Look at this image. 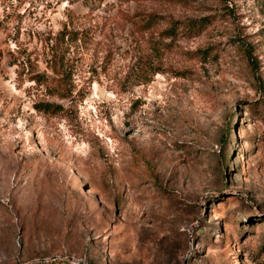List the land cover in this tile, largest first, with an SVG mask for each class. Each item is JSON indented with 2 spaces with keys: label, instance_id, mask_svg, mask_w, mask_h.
I'll return each instance as SVG.
<instances>
[{
  "label": "rangeland",
  "instance_id": "rangeland-1",
  "mask_svg": "<svg viewBox=\"0 0 264 264\" xmlns=\"http://www.w3.org/2000/svg\"><path fill=\"white\" fill-rule=\"evenodd\" d=\"M0 264H264V0H0Z\"/></svg>",
  "mask_w": 264,
  "mask_h": 264
},
{
  "label": "trees",
  "instance_id": "trees-1",
  "mask_svg": "<svg viewBox=\"0 0 264 264\" xmlns=\"http://www.w3.org/2000/svg\"><path fill=\"white\" fill-rule=\"evenodd\" d=\"M155 18L152 16L148 19L145 20V29H151V28H154L156 25H157V21L154 20ZM209 20L208 19H199V20H193V21H189L187 22V24H182L181 26H179V23L177 21H170L169 22V28L165 30V37L166 38H175L176 34L178 33V31H181L187 35H192V34H195V33H199L202 29H204L207 25H209ZM181 27V28H180ZM65 33H68L67 37H70L71 40H76L77 37L76 35L77 34H74L73 32H65ZM63 35V38H64V33L62 34ZM66 35V34H65ZM74 35V36H73ZM244 53L248 56V58H250V61L247 60L252 66H254V63L252 61V57L250 55V50H249V47L248 45H244ZM51 63V69L53 70V72H55L56 74L57 73H60L57 69H59V67L57 66V64H52ZM63 74H65V76L67 77V74L65 72H62ZM62 98H66L68 97L67 94H62L61 96Z\"/></svg>",
  "mask_w": 264,
  "mask_h": 264
}]
</instances>
